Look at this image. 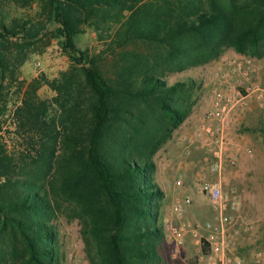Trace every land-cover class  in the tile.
I'll return each instance as SVG.
<instances>
[{"label": "trees", "instance_id": "16d2710c", "mask_svg": "<svg viewBox=\"0 0 264 264\" xmlns=\"http://www.w3.org/2000/svg\"><path fill=\"white\" fill-rule=\"evenodd\" d=\"M86 28L101 44L93 53L76 41ZM43 40L56 41L68 69L33 78L10 110L8 87ZM229 47L264 55V0H0V113L39 145L51 177L41 185L14 174L0 147V243L22 264H59L49 221L60 198L93 264H158L164 194L153 155L187 116L184 88L190 96L189 84L163 76ZM42 85L54 92L49 102L37 95Z\"/></svg>", "mask_w": 264, "mask_h": 264}, {"label": "rangeland", "instance_id": "374dc122", "mask_svg": "<svg viewBox=\"0 0 264 264\" xmlns=\"http://www.w3.org/2000/svg\"><path fill=\"white\" fill-rule=\"evenodd\" d=\"M30 11H32V9H30ZM76 41L78 46L87 48L92 53L101 49V44L97 42L94 33L88 28L77 36ZM246 59L250 60L252 67L256 70L255 73L259 74L262 86H264V55L260 57H251L237 52L232 47L223 50L217 57L210 58L205 62L186 65L178 69L176 68L175 70L167 69V71H165L163 79H165L168 84H173L178 81L189 84L190 96H187V88H184L180 94V100H182L181 108L183 110H188L189 108V111H187V116L182 123L172 130L171 136L154 153L153 160H155V158L158 159L157 157H160V155L162 156V151L166 150V146L171 140L180 146L182 145L180 141H182L186 143L184 146L191 145L194 146V148L199 146V148L203 149L200 144L195 141L194 132L200 123L202 115L210 108L215 90L221 89L220 85H215L218 81L217 73L224 72L225 70L230 72L235 62H243ZM69 63L68 57L60 50L55 40H50L49 42L43 40L40 42L39 45L29 53L28 59L18 68L17 80L11 84V87H8V94L6 97L8 100L7 108L12 110L14 106L20 103L24 89L33 78H36L40 74H45L46 77L52 79L58 76L60 72L66 71ZM235 77L232 80H234ZM20 82H22L23 87L18 88ZM37 95L40 99L49 102L54 96V92L46 85H42L38 89ZM248 100H252L254 106L247 112L242 120L238 121H234L236 118L234 115L236 112L238 113L240 111V108L236 110L233 115L234 120L231 123L232 127L230 126L228 134L234 127L235 129L237 128L236 130L238 132L248 131L247 133L251 135L248 139L249 143L251 142L248 151L253 155L260 150H264V129H262L264 127V97L259 98L252 96ZM189 102H191V106ZM247 103L249 102L247 101ZM194 114L197 116L196 123L191 125L189 133L183 134V129L186 126V118ZM17 123V119L13 117L12 113L8 110L6 114L0 113V147H4L6 153L11 157L10 164L14 174L27 177L37 184L46 185V183L51 180V177L50 175L45 176L43 172V160L38 154L40 147L38 144L26 143L24 140L25 133L18 127ZM252 126L257 129H251ZM183 136H186L187 139L183 140ZM57 150V152H59V147ZM203 157V165L205 168L209 169L208 162L212 157L205 153ZM228 157L235 160L236 164L234 167H231L228 166V162H225L227 166H225L224 173L221 175V184L225 190H236L239 196L237 184L234 179H232L235 172L239 170L237 158H235L231 152L228 154ZM256 157L257 159L260 158L259 155ZM166 161H172L169 155L166 156ZM177 162L172 163L173 167L170 180H172L176 187L181 189L189 187V189L184 195L181 194L178 196V199L173 202L165 199L164 195L159 202L158 224L162 226L163 236L158 247V264H205V260L203 259L204 254L201 253V238L206 236V229H204L203 226L205 222L213 220L215 212L209 199L200 192L198 183L202 180H214L218 177L207 179V177L203 178L196 176V178L188 184L183 177L182 171L176 169L179 166V162ZM258 168L260 169L257 165L256 169ZM152 176L157 183L155 169ZM176 179H181L182 184L176 185ZM185 196H190L191 202L187 205H183L180 213H175L173 211L174 204L181 201ZM57 201L58 203L51 213V220L49 222L53 226L56 234L59 264H93V251L89 249L85 243L84 236L81 232L82 226L80 220L71 213L65 202H62L60 198H57ZM240 206L241 203L239 204L238 210L233 212V215H243L244 212H241ZM244 218L254 222L253 230L264 228V226L258 222L260 218L256 219V216L252 218L247 216ZM166 219L171 220L176 226L182 228V243L175 240L165 231L164 223ZM250 232H243L236 238L234 241L235 246L232 248L234 254H237L235 250L238 243L248 236ZM7 242L8 241L0 243V253L3 254L6 259L2 264H22L20 258L16 257L17 255L13 256L11 254L13 246L10 242ZM16 248H18L21 254L22 245L19 242L16 244ZM199 256H201L200 259Z\"/></svg>", "mask_w": 264, "mask_h": 264}, {"label": "built area", "instance_id": "2783aa9c", "mask_svg": "<svg viewBox=\"0 0 264 264\" xmlns=\"http://www.w3.org/2000/svg\"><path fill=\"white\" fill-rule=\"evenodd\" d=\"M250 60L235 62L231 71L218 72L220 85L216 89L210 108L202 115L195 132L194 139L212 157L208 162L209 169L218 177L214 180H202L198 188L210 201L215 212L212 221L204 223L206 236L202 237L208 245V251L203 255L205 264H247L245 259L232 252L236 238L254 229V222L246 220L243 215H233L238 210L240 198L236 190H225L222 186L221 175L225 170V162L234 167L236 162L228 157L231 152L228 130L233 121V115L238 108L247 104L252 96L264 97V86ZM235 74V75H233ZM236 76V77H235ZM235 77L234 80H232ZM183 140L187 137L183 136ZM176 185H181V179L175 180ZM191 202L190 196H185L173 206L175 213L182 211L183 205ZM264 226V218L258 220ZM164 229L175 240L182 243L183 230L171 220L166 219Z\"/></svg>", "mask_w": 264, "mask_h": 264}, {"label": "crops", "instance_id": "0c3cea01", "mask_svg": "<svg viewBox=\"0 0 264 264\" xmlns=\"http://www.w3.org/2000/svg\"><path fill=\"white\" fill-rule=\"evenodd\" d=\"M245 106L240 108V111L234 115L235 120H242L248 111L254 106L252 100L248 101ZM197 116L190 115L186 118V126L183 129L184 133H189L191 125L196 123ZM232 127V126H231ZM237 129V128H236ZM232 128L229 131V138L231 142V154L237 158L238 171L235 172L232 179L237 184L240 198V210L244 217L256 216L264 218V150L258 151L251 155L248 148L251 145L248 139L251 136L246 131L238 132ZM183 145H178L171 140L167 144L166 150L162 151V156L155 158V172L158 185L163 190L165 199L173 202L178 199L181 194L184 195L189 187L184 189L176 187L170 176L172 175V163L179 162V169L182 171L183 177L189 184L194 178L207 177V179H214L216 175L203 165V155L205 151L199 146L185 145L186 143L180 141ZM206 154V153H205ZM169 155L171 160L166 161V156ZM257 155L260 156L257 159ZM255 156V157H254ZM177 162V163H178ZM260 169H256V166ZM160 179V180H159ZM194 184V183H193ZM235 252L243 257L247 264H264V228L255 229L249 233L243 240L238 243ZM201 256H199V259Z\"/></svg>", "mask_w": 264, "mask_h": 264}]
</instances>
